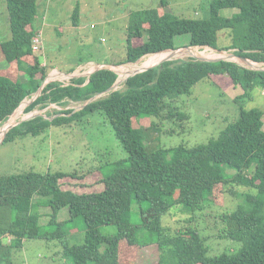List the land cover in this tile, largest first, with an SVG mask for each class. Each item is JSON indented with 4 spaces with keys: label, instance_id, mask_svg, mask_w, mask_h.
Listing matches in <instances>:
<instances>
[{
    "label": "trees",
    "instance_id": "1",
    "mask_svg": "<svg viewBox=\"0 0 264 264\" xmlns=\"http://www.w3.org/2000/svg\"><path fill=\"white\" fill-rule=\"evenodd\" d=\"M5 2L11 37L0 42L6 61V65L0 63V123L36 93L54 68L43 64L40 52L31 46L40 31L36 23L38 0ZM160 5L166 1L160 0ZM224 8L238 11L223 16L220 11ZM79 9L77 3L72 13L74 25L78 24ZM126 32L124 56L103 62H134L145 54L175 49L174 39L181 34L189 35L187 45L232 49L235 54L264 62V0H208L205 17H181L158 7L133 10ZM222 74L243 90L232 99L238 104V117L207 143L148 149V131L166 132L156 127L163 120L185 126L188 114L176 104L177 96L190 94L202 79L215 83L212 76ZM116 77L114 71L101 69L86 83L84 76L73 77L67 85L50 81L25 111L70 101L86 103L108 89ZM257 87L264 89V70L233 60H166L128 77L124 89L99 96L81 109L67 108L48 117L36 115L10 128L2 142L40 135L51 125L69 127L81 116L99 112L109 120L127 156L111 163V173L99 172L100 189L88 191L79 188L94 185L63 181L82 179L87 174L84 172L29 169L0 175V264H16L13 252L31 238L58 240L71 264H136L138 248L150 244L157 245V264H264V111L246 105ZM147 117L151 120L145 127L141 119ZM218 185L221 192L217 198L213 191ZM227 193L239 201L216 216L218 236L239 246L210 254L195 225L196 215L211 205H222ZM41 205L51 210L45 224L40 222ZM62 208H67L68 218L60 221ZM176 210L182 213L181 225L171 231L163 221ZM134 212L139 214L137 223L132 222ZM79 217L84 222V242L71 245L65 223ZM47 226L52 229L47 230ZM104 226L114 230L104 233ZM142 230L152 238L141 241L138 233Z\"/></svg>",
    "mask_w": 264,
    "mask_h": 264
},
{
    "label": "rangeland",
    "instance_id": "2",
    "mask_svg": "<svg viewBox=\"0 0 264 264\" xmlns=\"http://www.w3.org/2000/svg\"><path fill=\"white\" fill-rule=\"evenodd\" d=\"M165 1L167 4L161 6L160 0H38L39 9L36 23L39 25L43 37L40 59H43L42 63L54 65V67L64 71L69 70L78 62H85L84 64L81 63L82 65L77 70V72H83L82 70H85L89 65L86 61L111 62L112 58L124 56L128 15L133 10L158 7L159 10H167L181 17H205L208 15V0ZM77 3H79L80 8L78 24L74 25L72 13ZM195 8H197L198 14H196ZM237 11L236 8H224L221 9L220 14L231 16ZM221 34L219 35V43H221ZM10 37L11 30L7 18L6 2L0 0V42ZM188 37V34L176 36L174 39L175 46H187ZM221 52L225 55L220 56L219 54V56H209V58H227L232 50ZM189 54H175L171 60L187 59L190 58ZM203 55L205 56V54ZM203 55L199 53L198 56ZM146 57L145 55L141 60L134 63L141 67L146 62L160 59V57L153 56L144 61ZM234 59L232 58L233 61ZM0 63L2 66L6 65L1 50ZM79 65L75 68L77 69ZM124 65L130 67L131 64ZM121 70L120 68L119 71ZM19 74L21 78H24L22 72ZM212 78L215 79V83L209 78L202 79L192 87L190 94L177 96L176 104L188 114V117L183 120L185 126L174 121L163 120L156 127L166 132L161 133L156 129L148 131L149 138L146 142L148 149L169 148L180 143L188 145L207 143L209 138L216 136L220 130L238 117V104L232 99L242 93V88L239 85L233 86L228 81L227 75H213ZM117 87L124 89V81ZM252 95L253 99L246 103L247 107H259L264 111V89L257 87L253 90ZM35 96L36 94L30 98H25L18 108L26 107V103ZM82 104L72 101L66 105L50 104L42 109L37 107L29 112H26L24 108L17 116L14 124L37 114L48 117L46 115L67 108L78 110ZM150 120L149 117L142 118L141 124L146 127ZM2 137L3 134H0V175L22 173L29 169L41 173L56 170L84 172L87 174L82 179L66 178L63 180L69 183L94 185L92 188H79L81 191L101 187L98 183L101 177L100 173H111L113 171L111 163L127 156V152L115 136L109 120L99 112L83 115L69 127L51 125L47 132L37 136L16 138L8 142H2ZM228 171L231 172V170ZM219 187L218 185L213 191V196L217 198L221 192ZM217 198L215 200L219 201ZM36 199L38 198L35 197ZM224 199L222 205H211L202 212V215H196L195 225L208 243L210 254H217L224 248L233 250L239 246L235 241L218 236L219 227L217 226L220 224H217L219 220L216 216L224 208L232 209L239 201L238 198H232L228 193ZM39 211L42 213L40 222L45 224L48 221V213L51 211L50 207L41 205ZM174 214L163 218V224L171 227V231L181 225L180 214L182 213L176 210ZM58 217L60 221L66 220L68 218L67 208L59 210ZM138 221L139 214L134 212L132 222L137 223ZM47 228V230L52 229L51 226H47ZM65 229L68 232L69 244L84 242L82 217L77 218L74 222H66ZM113 230L114 228L111 226L101 228L104 233ZM138 234L143 242L152 238L144 230ZM7 239L10 240V237ZM135 259H137L136 264H157V245L150 244L141 249L139 247ZM13 260L16 264L72 263L70 258L64 256L62 245L56 239H26L23 246L13 252Z\"/></svg>",
    "mask_w": 264,
    "mask_h": 264
},
{
    "label": "built area",
    "instance_id": "3",
    "mask_svg": "<svg viewBox=\"0 0 264 264\" xmlns=\"http://www.w3.org/2000/svg\"><path fill=\"white\" fill-rule=\"evenodd\" d=\"M92 26H94V25H92ZM42 40H43V37H42V32H41V30L38 32V33H36L35 35H34V37L32 38V44H31V46H32V50L34 51V52H41L40 51V48H41V45H42ZM181 49H192V50H195V51H198V52H203L205 55H210V56H214V55H216L217 54V50H215V49H213V48H211V47H209V46H200V45H195V46H191V45H189V48H181ZM180 50V49H179ZM147 57L145 58V60L144 61H146V59L150 56V55H152L151 53L150 54H145ZM145 55H143L142 57H144ZM142 57L141 58H139L138 60H141L142 59ZM204 57H209V56H204ZM137 60V61H138ZM234 61H236V62H238L239 64H240V62L238 61V60H236V59H234ZM88 62V66H87V68L85 69V70H82L83 72H77V70L79 69V67L82 65V64H84L85 62H82V64L80 63V65L77 67V69L76 68H74V70L73 71H70V72H65V71H62V70H60V69H58L57 67H54V68H51L50 69V71H49V73H48V75L46 76V78H45V80H44V82H43V84L45 85L46 83H48V82H50V81H59V82H61L62 83V85H67L68 83H70L71 82V79L73 78V77H79V76H84V77H86V80H85V83L88 81V79H89V77H90V75L92 74V73H94V72H96V71H98V70H101V69H109V70H112V71H114L116 74H117V77H116V80L114 81V82H116L117 81V83L118 84H120V83H122L123 81H124V83H125V81L127 80V78L128 77H130V76H132V75H134L135 73H138V72H141L144 68H145V66L144 67H140V68H138V69H136V70H134V71H131V72H129V73H127L126 75H124V76H122L121 75V72L123 71V70H128V69H130L132 66H135V65H137V63H134V62H125V63H120V64H113V63H106V62H95V61H86V63ZM133 63V64H132ZM43 64H45V62H43ZM113 64V65H112ZM124 64H131L130 65V67H127V65H124ZM153 64V63H152ZM257 65H260L262 68H264V62H257ZM137 66H139V65H137ZM122 69L121 71H119V69ZM126 68V69H125ZM118 77H120L119 79H118ZM117 84V85H118ZM44 87V86H43ZM116 89H118V87L116 86L115 87V90ZM24 108L25 107H23L22 109H21V111H23L24 110ZM18 109V108H17ZM17 109H16V111H17ZM15 111V112H16ZM14 112V113H15ZM14 113H12L11 115H9L3 122H1V124H0V129L1 128H3V125L5 124V122H7L13 115H14ZM16 122V121H15ZM14 122V123H15ZM11 124V125H16V124Z\"/></svg>",
    "mask_w": 264,
    "mask_h": 264
},
{
    "label": "water",
    "instance_id": "4",
    "mask_svg": "<svg viewBox=\"0 0 264 264\" xmlns=\"http://www.w3.org/2000/svg\"><path fill=\"white\" fill-rule=\"evenodd\" d=\"M184 47H185V48H189V46H183V47H177V48H175V49L168 50V51H170V55H168L167 57H163V58H161L160 60H158L157 62H155V63H153V64H150V65L145 66V68H144L142 71H144V70H146V69H148V68H150V67H152V66H156V65H158L159 63H161V62H163V61L171 60L172 57H173V55H174V53L177 52V50H179V49H181V48H184ZM220 52H221V50H220ZM189 57L194 58V59H196V60H200V61H211V62H215V61H219V60H229V59L232 60L231 57H236V58L239 59L240 64H241L242 66H244V67L251 68V69H257V70H264V68H262L260 65H255V63H257V61H253V60H251V59H249V58H247V57H245V56L235 54V53H233V51H232L231 53H229V55L227 56V58H223V57L209 58V57H204V56H198V55L193 54V53H190V54H189ZM112 65H113V64H112ZM117 84H118L117 81L114 82V83H113L108 89H106L104 92H102V93H100V94H98V95H96V96L91 97L86 103H83L82 105H80L78 109H81L85 104H87L88 102L94 100L95 98H97V97H99V96H104V95H106L107 93H109L110 91L115 90V87L117 86ZM43 86H44V84H42V85L40 86V88L36 91V93H35L36 96L40 93V91H41V89L43 88ZM36 96H35V97H36ZM35 97H34V98H35ZM34 98H32V99H31L30 101H28L26 104L28 105L31 101H33ZM24 100H25V99H24ZM24 100H23L22 102H24ZM22 102H21V104H22ZM74 110H77V109H74ZM15 111H16V109L14 110V112H15ZM14 112H13V113H14ZM10 115H11V114H10ZM37 115H40V114H37ZM35 116H36V115H35ZM35 116H34V117H35ZM24 120H26V119H24ZM21 121H23V120H21ZM21 121H20V122H21ZM20 122H18V123H20ZM18 123H17V124H18ZM17 124H16V125H17ZM13 126H15V125H9V127L5 130V132L3 133L2 141H3V139L5 138L7 131H8L10 128H12ZM0 127H1V126H0Z\"/></svg>",
    "mask_w": 264,
    "mask_h": 264
},
{
    "label": "bare ground",
    "instance_id": "5",
    "mask_svg": "<svg viewBox=\"0 0 264 264\" xmlns=\"http://www.w3.org/2000/svg\"><path fill=\"white\" fill-rule=\"evenodd\" d=\"M189 53H193V54H196V55H199V53L201 54V55H203L204 53L203 52H198V51H195V50H192V49H180V50H177V52H175L174 53V55L175 54H177V55H180V54H189ZM219 54H220V56H224L225 55V53H223V52H218L216 55H214V56H219ZM168 55H170V51H165L164 53H161V54H157V55H153L152 54V56H149L147 59H149L150 57H160V59L161 58H163V57H167ZM204 56V55H203ZM205 56H210V55H205ZM231 58H235L236 60H238V58H236V57H231ZM146 59V60H147ZM159 60V59H158ZM157 60H155V61H151V62H146L143 66H141V67H144V66H147V65H150V64H152V63H154V62H156ZM255 65H257V63H255ZM138 66L137 65H135V66H132L130 69H128V70H123L122 72H121V75L122 76H124V75H126L127 73H129V72H131V71H134V70H136L135 68H137ZM140 68V67H139ZM138 69V68H137ZM23 108V106L21 107V108H18L17 109V111L14 113V115L7 121V122H5V124L3 125V128H1L0 129V134H3L4 132H5V130L9 127V125H11V124H13L15 121H16V118H17V116L19 115V113L21 112V109Z\"/></svg>",
    "mask_w": 264,
    "mask_h": 264
},
{
    "label": "clouds",
    "instance_id": "6",
    "mask_svg": "<svg viewBox=\"0 0 264 264\" xmlns=\"http://www.w3.org/2000/svg\"><path fill=\"white\" fill-rule=\"evenodd\" d=\"M187 46H189V45H187ZM192 46V45H191ZM193 46H195V45H193ZM214 49V48H213ZM216 50V49H215ZM232 50V49H231ZM168 51V50H167ZM161 52H164V51H161ZM159 53V52H158ZM150 54V53H149ZM151 54H155V53H151ZM141 58V57H140ZM160 60V59H159ZM137 61V60H136ZM158 61V60H157ZM156 61V62H157ZM155 63V62H154ZM21 105V104H20ZM27 106V105H26Z\"/></svg>",
    "mask_w": 264,
    "mask_h": 264
},
{
    "label": "crops",
    "instance_id": "7",
    "mask_svg": "<svg viewBox=\"0 0 264 264\" xmlns=\"http://www.w3.org/2000/svg\"><path fill=\"white\" fill-rule=\"evenodd\" d=\"M167 4V3H166ZM194 10H196V13H198V11H197V8H195ZM234 86H237V85H234ZM59 213V212H58ZM59 218V217H58Z\"/></svg>",
    "mask_w": 264,
    "mask_h": 264
}]
</instances>
